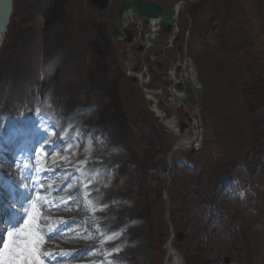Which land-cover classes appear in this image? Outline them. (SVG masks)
Returning <instances> with one entry per match:
<instances>
[{"label":"rangeland","instance_id":"374dc122","mask_svg":"<svg viewBox=\"0 0 264 264\" xmlns=\"http://www.w3.org/2000/svg\"><path fill=\"white\" fill-rule=\"evenodd\" d=\"M108 1L100 10L89 0H14L0 48V140L12 130L21 141L13 173L27 181L21 196L32 195L17 200L18 242L34 225L42 252L61 249L55 264H165L167 187L183 233L172 244L186 264H264V0H203L191 15L186 56L202 97L188 84L173 88L174 70L191 74L181 50L186 15L172 40L142 50L148 24L135 27L132 44L110 37ZM129 59L151 66L148 83L130 81ZM142 87L158 93L148 100ZM195 108L201 145L175 152L170 168L166 155L192 136ZM152 109H169L165 119L184 131L165 130ZM42 175L45 204L36 206L28 187Z\"/></svg>","mask_w":264,"mask_h":264},{"label":"water","instance_id":"95a60500","mask_svg":"<svg viewBox=\"0 0 264 264\" xmlns=\"http://www.w3.org/2000/svg\"><path fill=\"white\" fill-rule=\"evenodd\" d=\"M90 1L100 9L105 8L108 2V0H90ZM182 3H183L182 1L178 2L177 6H181ZM13 8H14V0H0V48L2 46L5 33L8 30L9 23L11 21V17L13 14ZM126 16L130 17L132 21V28H129L125 31L124 41L128 43L132 42L133 40V37H134L133 28L137 27L138 22H140L141 20L143 19L147 20L148 26L150 28H152V26H154L157 23V21L163 22L164 25L162 27L161 32L160 33L153 32V34L149 36L150 42H155L160 36L163 35V33H168L173 28V25L171 23L176 18V11L164 10L161 3L157 1H153V0H122L118 5L117 12H116L117 21L115 25L112 27V29L110 30V36L112 37L117 36L121 33L120 26L123 25V22ZM189 20L191 22L190 17H189ZM152 31H154V29H152ZM189 34H190V31L188 28V31L186 33L185 45H188L187 39H188ZM189 64L192 67L191 62H189ZM135 66L136 64H133V61L130 60L128 62L129 71H131ZM192 70H193L192 77L185 75L183 77V82L186 84L192 83V86L194 87L198 96L202 97L203 89H202L201 83L199 82L193 68ZM127 75L129 76L130 80L134 82L135 78L131 76L129 73ZM174 83L176 85H180V83L176 80H174ZM144 95L146 99L148 100L151 99V97L148 96L146 90L144 91ZM186 98H187L186 94L179 95V100H185ZM165 99L170 104L173 103L169 96H165ZM163 111H164V115H161L160 113L155 112L154 119L156 121H160L161 118L164 116L168 117L171 115L170 110L164 109ZM197 114H198L197 108H195V110H191L190 112L191 117H194ZM189 120H192L193 122V128H194L193 137L177 140L175 144L173 145L171 151L166 156V160L168 162H170V157L174 151L181 149V148H189L191 147V144L193 143V146L190 149V152H195V150L201 144V138L198 136V130L201 129L200 119H198V122L194 118L192 119L190 118ZM185 127H186V124L182 122L179 126V132H183ZM165 129L169 130L170 128L165 125ZM163 197L165 199V220L170 227V234L164 244V247L167 253H173L172 248L170 246V240L172 236L174 235L175 230L173 228L172 222L169 219V196L167 193V189L163 191ZM176 234H177L178 240H181L183 237V233L177 232Z\"/></svg>","mask_w":264,"mask_h":264},{"label":"bare ground","instance_id":"6f19581e","mask_svg":"<svg viewBox=\"0 0 264 264\" xmlns=\"http://www.w3.org/2000/svg\"><path fill=\"white\" fill-rule=\"evenodd\" d=\"M154 25V24H153ZM157 25V24H156ZM154 27H156L155 25L154 26H152V28L151 29H154L155 30V28ZM6 34V33H5ZM154 92H152V91H149V94H148V96L149 97H151L152 99L154 98ZM156 112H158V113H160V114H163V112L161 111V110H159V109H156ZM168 119H170V118H168ZM168 119L166 120L165 118H162L161 120V123L162 124H164V125H166V126H168L169 128H170V130L173 132V133H175V134H178V127H179V123H178V125L176 126V127H174V125H172L169 121H168ZM11 132H12V130H10V131H7V133H6V139H4V142H1V140H0V178H2V179H4L5 180V182H1V180H0V184H1V186H7V188H10V187H12V186H15V184H17L18 186H17V190H18V193L20 192H23V191H25V189H26V184H27V181H26V179H25V177H23V178H21V177H16L15 176V173H13V161H15L14 160V157L16 156V155H14V157L12 156L13 155V152H14V150H13V147H14V145H17V144H19L21 141L20 140H17V137L16 136H18V137H21V135H15V139H11L12 137H11V135H13V134H11ZM5 134V133H4ZM0 135L2 136V134L0 133ZM3 138V137H2ZM189 138H191V137H189ZM198 140V139H197ZM21 145H23V144H21ZM23 146H21V148H22ZM20 148V149H21ZM11 149V150H10ZM19 149V150H20ZM18 152V151H17ZM52 177V176H51ZM44 178H45V176H44ZM48 178V177H47ZM46 178V179H47ZM55 179H56V177H55ZM79 183H81V182H79ZM79 183H76V182H74V184L75 185H79ZM82 183H83V181H82ZM84 184V183H83ZM84 185H86V184H84ZM33 189L34 188H30V191L29 192H31V191H33ZM28 191V190H27ZM74 191H77L76 189H74ZM15 194L14 195V200H15V205L14 206H10V207H8V209L10 210V212L12 213V214H14V213H16L17 215H19V213H20V208H19V205H20V203H18L17 202V200L19 201H22V200H24V199H22V198H20L19 197V194ZM52 201H54V199L52 200ZM55 202V201H54ZM53 203V202H52ZM54 204V203H53ZM9 218V217H8ZM67 223H68V221H67ZM67 223H62V224H67ZM72 250H74V249H71V250H69V251H72ZM80 251H82V250H79V251H72V252H80ZM51 252H52V254H51ZM55 252H61V249H60V251H47V253L49 254L50 253V256H51V259L50 260H52L53 258H56V259H59L60 260V255L58 254L56 257H55V255H56V253ZM64 252V254H62L63 256H64V259L66 258V256H65V251H63ZM53 257V258H52ZM50 258V257H49ZM67 258H68V256H67ZM170 258H168V260H169ZM71 261L72 260H64V262L63 263H59V264H70L71 263ZM77 261V260H76ZM166 264H180V261L178 260V258L177 257H175V256H172V260H169V261H167L166 262Z\"/></svg>","mask_w":264,"mask_h":264},{"label":"snow or ice","instance_id":"6c2138e0","mask_svg":"<svg viewBox=\"0 0 264 264\" xmlns=\"http://www.w3.org/2000/svg\"><path fill=\"white\" fill-rule=\"evenodd\" d=\"M26 223H28L26 221ZM35 224V220L32 221ZM21 234L16 230H9L7 237L10 242H6L2 247L6 250L0 251V264H43L42 255H50L42 253L40 245L43 237L40 231L29 229L24 233V239L19 240Z\"/></svg>","mask_w":264,"mask_h":264},{"label":"flooded vegetation","instance_id":"af4514ba","mask_svg":"<svg viewBox=\"0 0 264 264\" xmlns=\"http://www.w3.org/2000/svg\"><path fill=\"white\" fill-rule=\"evenodd\" d=\"M121 0H115V15L117 12L118 4ZM158 1L162 4L163 9L165 10H172L175 11L177 15L179 14H185V15H196L198 11L202 8L204 1L203 0H154ZM183 1L181 6H176L178 2ZM109 3V1H108ZM96 7V6H94ZM97 8V7H96ZM107 8V7H106Z\"/></svg>","mask_w":264,"mask_h":264}]
</instances>
